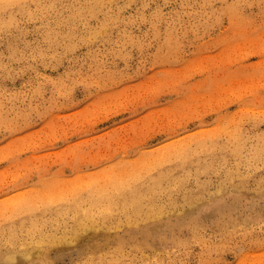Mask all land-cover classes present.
Returning <instances> with one entry per match:
<instances>
[{"label":"rangeland","instance_id":"1","mask_svg":"<svg viewBox=\"0 0 264 264\" xmlns=\"http://www.w3.org/2000/svg\"><path fill=\"white\" fill-rule=\"evenodd\" d=\"M0 199V264H264V0H0Z\"/></svg>","mask_w":264,"mask_h":264},{"label":"bare ground","instance_id":"2","mask_svg":"<svg viewBox=\"0 0 264 264\" xmlns=\"http://www.w3.org/2000/svg\"><path fill=\"white\" fill-rule=\"evenodd\" d=\"M5 1H6V0H5ZM103 2H104V1H103ZM2 5H3V4H2ZM237 134H238V133H237ZM232 136H233V135H232ZM238 136H240V135H238ZM238 136H237V138H238ZM230 137H231V136H230ZM233 137L235 138V136H233ZM234 141H235V140H234ZM235 143L237 144V141H236ZM216 146H217V145H216ZM197 147H198V146H197ZM138 149H139V148H138ZM138 149H137V150H138ZM187 150H188V149H187ZM72 151H73V150H72ZM171 151H172V150H171ZM241 151H242V150H241ZM162 152H164V151H162ZM121 154H122V153H121ZM187 156H188V154H187ZM236 157H237V156H236ZM124 159H125V158H124ZM134 159H135V158H134ZM118 160H119V159H118ZM161 160H162V159H161ZM93 161H94V160H93ZM93 161H92V162H93ZM173 161H174V160H173ZM161 162H163V161H161ZM75 163H76V162H75ZM93 163H94V162H93ZM93 163H92V164H93ZM98 163H99V162H98ZM120 163H121V162H120ZM152 163H153V162H152ZM152 163H151V164H152ZM71 164H73V163H71ZM76 164H77V163H76ZM96 164H97V163H96ZM112 164H113V163H112ZM77 165H78V164H77ZM87 165H88V164H87ZM93 165H95V164H93ZM114 165H115V164H114ZM116 166H117V165H116ZM114 167H115V166H114ZM153 167H154V166H153ZM153 167H152V168H153ZM159 167H160V166H159ZM71 168H72V167H71ZM107 168H108V166H107ZM107 168H106V169H107ZM110 168H111V165H110ZM115 168H116V167H115ZM115 168H114V169H115ZM145 168H148V167L145 166ZM208 168H209V167H208ZM215 168H216V167H215ZM124 169H125V168H124ZM142 169H143V167H142ZM76 170H77V169H76ZM81 170H82V169H81ZM98 170H99V169H98ZM107 170H108V169H107ZM117 170H118V169H117ZM79 171H80V170H79ZM96 171H97V170H96ZM96 171H94V172L92 171L93 174H94V173L97 174L98 172L96 173ZM113 171H114V170H113ZM118 171H119V170H118ZM147 171H148V170H147ZM92 172H91V173H92ZM114 172H115V171H114ZM119 172H121V171H119ZM148 172H149V171H148ZM148 172H147V173H148ZM91 173H89V174H91ZM147 173H146V174H147ZM73 174H74V173H73ZM77 174L79 175V173H77ZM77 174H75V175H77ZM86 174H87V173H86ZM140 174H141V173H140ZM87 175H88V174H87ZM91 175H92V174H91ZM107 175H109V174H108V171H107ZM127 175H128V174H127ZM129 175H130V174H129ZM131 176H132V174H131ZM133 176H134V175H133ZM233 176H234V175H233ZM66 177H67V176H66ZM68 177H71V176H68ZM98 177H99V176H97V178H98ZM135 177H136V176H135ZM190 177H191V176H190ZM230 177H231V176H230ZM82 178H84V177H82ZM66 179H67V178H66ZM69 179H70V178H69ZM67 180H68V179H67ZM92 180H93V179H92ZM229 180H230V179H229ZM105 181H106V180H105ZM68 182H70V181H68ZM41 183H42V182H41ZM66 183H67V182H66ZM77 183H78V182H77ZM88 183H89V182H88ZM238 183H239V182H238ZM34 184H35V183H34ZM67 184H68V183H67ZM115 184H116V183H115ZM169 184H170V183H169ZM88 185H89V184H88ZM117 185H118V183H117ZM122 185H123V184H122ZM130 185H131V184H130ZM175 185H176V184H175ZM175 185H174V186H175ZM38 186H39V185H38ZM42 186H43V185H42ZM61 186H62V184H61ZM84 186H85V185H84ZM124 186H126V185H124ZM172 186H173V185H172ZM234 186H235V185H234ZM237 186H238V185H237ZM46 187H48V186H46ZM50 187H51V186H50ZM81 187H82V186H81ZM81 187H79V188H81ZM108 187H109V186H108ZM34 188H35V187H34ZM51 188H52V187H51ZM51 188H50V189H51ZM55 188H58V187H55ZM85 188H86V187H85ZM87 188H88V187H87ZM100 188H101V187H100ZM110 188H112V187H110ZM110 188H109V189H110ZM173 188H174V187H173ZM29 189H30V187H29ZM31 189H32V188H31ZM31 189H30V190H31ZM58 189H59V188H58ZM76 189H77V188H76ZM104 189H105V186H104ZM109 189H108V190H109ZM120 189H122V187H121ZM233 189H234V187H233ZM30 190H29V191H30ZM41 190H42V189H41ZM54 190H55V189H54ZM100 190H101V189H100ZM165 190H166V189H165ZM27 191H28V190H27ZM35 191H36V189H35ZM52 191H53V190H52ZM32 192H33V190H32ZM32 192H31V194H32ZM37 192H38V191H37ZM37 192H35V193H37ZM73 192H74V191H73ZM79 192H80V191H79ZM29 193H30V192H29ZM44 193H45V192H44ZM67 193H68V192H67ZM74 193H75V192H74ZM99 193H100V192H99ZM129 193H130V194H133L134 191H129ZM22 194H24V193H22ZM31 194H30V195H31ZM38 194H39V195H38V197H39L41 193H38ZM42 194H43V192H42ZM54 194H55V193H54ZM97 194H98V193H97ZM33 195H34V194H33ZM35 195H36V194H35ZM56 195H57V194H56ZM56 195H55V198H56ZM18 196H19V195H18ZM21 196H22V195H21ZM24 196H25V195H24ZM73 196H75V195H73ZM12 197H14V196H12ZM38 197H37V198H38ZM40 197H41V196H40ZM75 197H76V196H75ZM19 198H20V197H19ZM29 198H30V197H29ZM29 198H28V199H29ZM37 198H36V199H37ZM43 198H44V197H43ZM65 198H66V196H65ZM72 198H74V197H72ZM143 198H144V197H143ZM193 198H194V197H193ZM197 198H198V197H197ZM30 199H31V198H30ZM33 199H34V198H33ZM202 199H203V198H202ZM0 200H1V199H0ZM3 200H4V199H3ZM31 200H32V199H31ZM52 200H53V199H52ZM61 200H62V199H61ZM69 200H70V199H69ZM69 200H67V201H69ZM91 200H92V199H91ZM167 200H168V199H167ZM195 200H196V199H195ZM195 200H194V201H195ZM4 201H5V200H4ZM4 201H3V202H4ZM9 201H10V200H9ZM19 201H21V200H19ZM19 201H18V202H19ZM22 201H23V200H22ZM22 201H21V202H22ZM42 201H44V200H42ZM53 201H54V200H53ZM56 201H58V200H56ZM83 201H84V200H83ZM136 201H137V200H136ZM1 202H2V201H1ZM18 202H17V204L19 205ZM27 202H28V201H27ZM50 202H51V201H50ZM59 202H60V201H59ZM195 202H196V201H195ZM5 203H6V201H5ZM5 203H4V204H5ZM24 203H25V202H24ZM24 203H23V205H24ZM38 203H39V202H38ZM46 203H47V202H46ZM52 203H54V202H52ZM165 203H166V202H165ZM198 203H199V202H198ZM8 204H10V203H8ZM15 204H16V203H15ZM17 204H16V206H18ZM20 204H22V203H20ZM26 204H27V203H26ZM39 204H40V203H39ZM78 204H79V203H78ZM100 204H101V203H100ZM116 204H118V203H116ZM190 204H191V203H190ZM92 205H94V204H92ZM92 205H91V206H92ZM180 205H181V204H180ZM180 205H179V206H180ZM14 206H15V205H14ZM30 206H31V205H30ZM34 206H35V205H34ZM76 206H77V205H76ZM116 206H117V205H116ZM129 206H130V205H129ZM129 206H128V207H129ZM162 206H164V205H162ZM162 206L160 205V207H162ZM31 207H32V206H31ZM78 207H79V206H78ZM80 207H82V206H80ZM98 207H99V206H98ZM106 207L108 208V206H106ZM20 208H21V207H20ZM28 208H29V207H28ZM204 208H205V207H204ZM12 209H13V208H12ZM75 209H76V208H75ZM81 209H82V208H81ZM86 209H87V208H86ZM86 209H85V210H86ZM89 209H90V206H89ZM97 209H98V208H97ZM120 209H121V208H120ZM32 210H33V209H32ZM157 210H158V209H157ZM161 210H162V208H161ZM178 210H179V209H178ZM185 210H188V209H185ZM18 211H19V210H18ZM27 211H28V210H27ZM65 211H66V210H65ZM65 211H64V212H65ZM90 211H91V209H90ZM103 211H104V210H103ZM105 211H106V210H105ZM109 211H111L110 208H109ZM119 211H120V210H119ZM128 211H129V210H128ZM16 212H17V211H16ZM19 212H20V211H19ZM22 212H23V210H22ZM72 212H73V210H72ZM80 212H81V211H80ZM92 212H93V211H92ZM101 212H102V211H101ZM101 212H100V213H101ZM111 212H112V211H111ZM120 212H122V211H120ZM13 213H14V212H13ZM65 213H66V212H65ZM75 213H76V212H75ZM75 213H74V214H75ZM83 213H84V212H83ZM90 213H91V212H90ZM97 213H98V212H97ZM105 213H106V212H105ZM114 213H115V212H114ZM114 213H113V214H114ZM141 213H142V212H141ZM148 213H149V212H148ZM92 214H93V213H92ZM71 215H72V214H71ZM14 216H15V215H14ZM14 216H13V217H14ZM17 216H18V214H17ZM88 216H89V215H88ZM141 216H142V215H141ZM61 217H62V216H61ZM85 217H86V216H85ZM112 217H113V216H112ZM120 217H121V216H120ZM133 217H134V216H133ZM133 217H131V218L133 219ZM142 217H143V216H142ZM11 218H12V217H11ZM134 218H135V217H134ZM163 218H164V217H163ZM5 219H6V218H5ZM5 219H4V220H5ZM72 219H73V218H72ZM85 219H86V218H85ZM103 219H104V218H103ZM124 219H125V218H124ZM129 219H130V218H129ZM140 219H141V218H140ZM147 219H148V218H147ZM147 219H146V220H147ZM179 219H180V217H179ZM0 220H1V219H0ZM9 220H10V219H9ZM89 220H90V219H89ZM127 220H128V219H127ZM149 220H150V219H149ZM151 220H152V219H151ZM180 220H182V219H180ZM2 221H3V220H2ZM70 221H71V220H70ZM122 221H123V220H122ZM128 221H129V220H128ZM128 221H127V222H128ZM133 221H134V219H133ZM0 222H1V221H0ZM48 222H49V221H48ZM82 222H83V221H82ZM82 222H81V223H82ZM97 222H98V221H97ZM148 222H150V221H148ZM36 223H37V222H36ZM60 223H61V222H60ZM99 223H100V222H99ZM99 223H98V224H99ZM118 223H119V222H118ZM163 223H164V222H163ZM42 224H43V223H42ZM103 224H104V223H103ZM103 224H102V225H103ZM125 224H126V222H125ZM179 224H180V223H179ZM36 225H37V224H36ZM36 225H35L34 227H36ZM40 225H41V224H40ZM70 225H72V224H70ZM110 225H111V223H110ZM110 225H109V226H110ZM115 225H116V224H115ZM122 225H123V224H122ZM137 225H138V224H137ZM150 225H151V224H150ZM104 226H106V225H104ZM10 227H12V225H11ZM10 227H9V228H10ZM38 227H39V226H38ZM86 227H87V225H86ZM94 227H96V226H94ZM111 227H112V226H111ZM137 227H138V226H137ZM82 228H83V227H82ZM88 228H90V227H88ZM102 228H104V227H102ZM155 228H156V227H155ZM26 229H28V228H26ZM68 229H69V228H68ZM164 229H166V228H164ZM174 229H175V228H174ZM37 230H38V229H37ZM159 230H160V226H159ZM81 231H82V230H81ZM117 231H118V230H117ZM126 231H127V230H126ZM150 231H151V230H150ZM162 231H163V230H162ZM7 232H8V231H7ZM43 232H44V230H43ZM47 232H48V231H47ZM63 232H64V231H63ZM75 232H76V231H75ZM75 232H74V233H75ZM119 232H120V231H119ZM128 232H129V231H128ZM136 232H137V231H136ZM8 233H9V232H8ZM44 233H45V232H44ZM50 233H51V232H50ZM69 233H70V232H69ZM120 233H121V232H120ZM124 233H125V232H124ZM126 233H127V232H126ZM134 233H135V232H134ZM137 233H138V232H137ZM150 233H151V232H150ZM9 234H10V233H9ZM14 234H15V233H14ZM14 234H13V235H14ZM18 234H19V233H18ZM33 234H34V233H33ZM46 234H47V233H46ZM79 234H80V233H79ZM79 234H78V235H79ZM127 234H129V233H127ZM43 235L45 236V234H43ZM117 235H119V234H117ZM173 235H174V234H173ZM2 236H3V235H2ZM35 236H36V235H35ZM70 236H71V234H70ZM81 236H82V235H81ZM133 236H134V235H133ZM136 236H137V235H136ZM148 236H149V235H148ZM7 237H8V236H7ZM37 237H38V236H37ZM67 237H68V236H67ZM42 238H43V237H42ZM49 238H50V237H49ZM54 238H55V237H54ZM68 238H69V237H68ZM68 238H67V239H68ZM160 238H161V237H160ZM1 239H2V238H1ZM34 239H35V237H34ZM140 239H142V238H140ZM151 239H152V238H151ZM45 240H46V239H45ZM52 240H53V239H52ZM119 240H120V239H119ZM122 240H123V239H122ZM146 240H147V239H146ZM146 240H145V242H146ZM20 241H21V240H20ZM28 241H29V239H28ZM36 241H37V240H36ZM161 241H162V240H161ZM31 242H32V241H31ZM149 242H150V241H149ZM10 243H11V242H10ZM23 243H24V242H23ZM25 243H26V242H25ZM119 243H120V242H119ZM123 243H124V242H123ZM38 244H39V243H38ZM157 244H158V243H157ZM25 245H27V244H25ZM130 245H131V243H130ZM136 245H137V244H136ZM149 245H150V244H149ZM15 246H16V245H15ZM34 246H35V244H34ZM125 246H126V245H125ZM29 247H30V246H29ZM41 247H42V246H41ZM47 247H48V246H47ZM47 247H46V248H47ZM119 247H120V246H119ZM133 247H134V246H133ZM141 247H142V246H141ZM151 247H152V246H151ZM121 248H122V247H121ZM138 248H139V247H138ZM6 249H7V248H6ZM26 249H28V248H26ZM41 249H42V248H41ZM111 249H112V248H111ZM114 249H115V248H114ZM125 249H126V248H125ZM131 249H132V248H131ZM22 250H23V249H22ZM117 250H118V249H117ZM120 250H121V249H120ZM120 250H119V251H120ZM40 251H41V250H40ZM67 251H68V250H67ZM119 251H118V252H119ZM123 251H124V250H123ZM127 251H128V250H127ZM137 251H138V250H137ZM103 252H104V251H103ZM115 253H116V252H115ZM43 254H44V253H43ZM64 254H65V252H64ZM117 254H118V253H117ZM15 255H17V254H15ZM113 255H114V254H113ZM122 255H123V254H122ZM122 255H121V257H122ZM21 256H22V255H21ZM117 256H118V255H117ZM15 257H16V256H15ZM15 257H14V258H15ZM93 257H94V256H93ZM96 257H97V255H96ZM22 258H23V257H22ZM22 258H21V259H22ZM79 258H80V257H79ZM81 258H82V257H81ZM110 258H111V256H110ZM116 258H117V257H116ZM19 259H20V257H19ZM19 259H18V260H19ZM102 259H103V258H102ZM125 259H126V258H124V260H125ZM13 260H14V259H13ZM88 260H89V259H88ZM88 260H87V261H88ZM99 260H100V259H99ZM99 260H98V261H99ZM3 261H5V260L3 259ZM7 261H8V260H7ZM14 261H15V260H14ZM111 261H112V259H111ZM118 261H119V260H118ZM120 261H121V260H120ZM81 262H82V261H81ZM92 262H93V261H92ZM100 262H101V261H100ZM82 263H83V262H82ZM82 263H81V264H82ZM96 263H97V262H95L94 264H96ZM111 263H112V262H111ZM111 263H109V264H111ZM114 263H117V262H114ZM114 263H113V264H114ZM119 263H120V262H119ZM86 264H87V263H86ZM90 264H92V263H90ZM99 264H100V263H99ZM120 264H121V263H120Z\"/></svg>","mask_w":264,"mask_h":264}]
</instances>
